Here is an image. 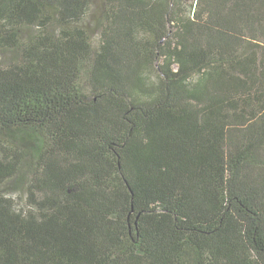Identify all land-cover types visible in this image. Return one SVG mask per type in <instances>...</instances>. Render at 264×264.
<instances>
[{
  "label": "trees",
  "instance_id": "trees-1",
  "mask_svg": "<svg viewBox=\"0 0 264 264\" xmlns=\"http://www.w3.org/2000/svg\"><path fill=\"white\" fill-rule=\"evenodd\" d=\"M103 1L0 0V264H264V0Z\"/></svg>",
  "mask_w": 264,
  "mask_h": 264
},
{
  "label": "rangeland",
  "instance_id": "rangeland-1",
  "mask_svg": "<svg viewBox=\"0 0 264 264\" xmlns=\"http://www.w3.org/2000/svg\"><path fill=\"white\" fill-rule=\"evenodd\" d=\"M190 4V0H183L182 7L184 10H188V6ZM104 1L103 0H92L89 9L87 10V15L82 16L75 21L76 24L81 25L85 28L89 41L93 46H96L100 37V24L104 18ZM74 24V22H71ZM58 24L56 22H49L47 25L48 31L56 32L58 29ZM169 30L172 31V26L169 24ZM32 33H34L33 27H23L20 31V38L22 40L27 39ZM139 38L143 36L142 33L137 35ZM10 53L6 51L0 52V65L6 64L10 60ZM159 60H156L153 63V68L150 73H147L150 80H157L158 72L156 71V64L159 63ZM19 174H23L22 172L18 173L17 176L5 181L0 185V193L11 197L14 200V203L17 207L23 206L26 204L25 202V192H23V186L17 187V177Z\"/></svg>",
  "mask_w": 264,
  "mask_h": 264
}]
</instances>
